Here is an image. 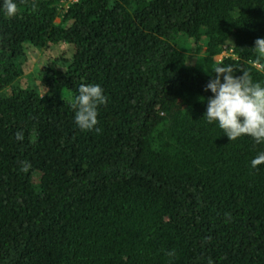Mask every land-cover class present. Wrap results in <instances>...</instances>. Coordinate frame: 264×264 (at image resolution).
<instances>
[{"label":"trees","instance_id":"16d2710c","mask_svg":"<svg viewBox=\"0 0 264 264\" xmlns=\"http://www.w3.org/2000/svg\"><path fill=\"white\" fill-rule=\"evenodd\" d=\"M63 1L0 12V264H264V144L203 116L210 68L264 84V0ZM62 43L24 82L26 49ZM81 83L99 131L74 122Z\"/></svg>","mask_w":264,"mask_h":264},{"label":"clouds","instance_id":"9594fccd","mask_svg":"<svg viewBox=\"0 0 264 264\" xmlns=\"http://www.w3.org/2000/svg\"><path fill=\"white\" fill-rule=\"evenodd\" d=\"M0 12L12 17L17 13L15 0H0ZM258 58L264 59V37H258L252 47ZM213 75L205 85L212 93L207 98L204 117L208 123L215 122L230 141L249 136L257 144H264V84L253 82L247 73L234 75L230 65H216L210 68ZM108 102L102 87L98 84L81 83L77 94L71 98L74 122L81 130L99 131L98 107ZM23 133L17 132L15 139L23 140ZM264 164V151L252 160L251 167ZM30 162H21V171L27 172ZM211 264V262H209Z\"/></svg>","mask_w":264,"mask_h":264},{"label":"rangeland","instance_id":"374dc122","mask_svg":"<svg viewBox=\"0 0 264 264\" xmlns=\"http://www.w3.org/2000/svg\"><path fill=\"white\" fill-rule=\"evenodd\" d=\"M74 1L77 0H64L60 4L61 13L65 12L70 3ZM59 21L60 18H57V22ZM205 50L206 48L204 47L200 53L196 54V46L193 45L192 51H190V53L188 54L187 64L204 68L203 57ZM73 51V46L64 43L52 45L47 50H40L38 48L28 47V49H26L27 59L24 62L23 67V81H27V84H30L31 87L40 90V71L42 70L43 66L48 62V60L50 58L53 59L54 57L62 53H66L70 56Z\"/></svg>","mask_w":264,"mask_h":264}]
</instances>
